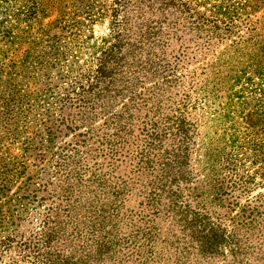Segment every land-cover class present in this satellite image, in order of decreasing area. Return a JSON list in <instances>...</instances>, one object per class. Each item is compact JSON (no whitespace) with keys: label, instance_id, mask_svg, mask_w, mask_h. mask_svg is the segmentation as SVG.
Masks as SVG:
<instances>
[{"label":"trees","instance_id":"1","mask_svg":"<svg viewBox=\"0 0 264 264\" xmlns=\"http://www.w3.org/2000/svg\"><path fill=\"white\" fill-rule=\"evenodd\" d=\"M257 188L264 0H0V264H264Z\"/></svg>","mask_w":264,"mask_h":264},{"label":"rangeland","instance_id":"2","mask_svg":"<svg viewBox=\"0 0 264 264\" xmlns=\"http://www.w3.org/2000/svg\"><path fill=\"white\" fill-rule=\"evenodd\" d=\"M95 30L101 32L102 29H100L99 26H96V27H95ZM258 193H264V189H263V188H257V189H255V190L251 193V195L254 196V195H257ZM241 202H243V199H241ZM160 226H161V229H162L163 231H166V233H167L168 231H169L170 233L175 232V228H174V227L171 228V227H170V224H169V221L166 220V219H163V220L160 222ZM170 230H171V231H170ZM18 264H19V263H18ZM212 264H221V261H218V262L214 261Z\"/></svg>","mask_w":264,"mask_h":264}]
</instances>
